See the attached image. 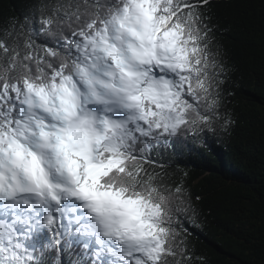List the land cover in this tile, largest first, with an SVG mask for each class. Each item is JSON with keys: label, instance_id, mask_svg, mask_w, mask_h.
Returning <instances> with one entry per match:
<instances>
[{"label": "snow or ice", "instance_id": "obj_1", "mask_svg": "<svg viewBox=\"0 0 264 264\" xmlns=\"http://www.w3.org/2000/svg\"><path fill=\"white\" fill-rule=\"evenodd\" d=\"M217 3L36 0L0 28V264H192L201 198L162 158L235 123Z\"/></svg>", "mask_w": 264, "mask_h": 264}, {"label": "trees", "instance_id": "obj_2", "mask_svg": "<svg viewBox=\"0 0 264 264\" xmlns=\"http://www.w3.org/2000/svg\"><path fill=\"white\" fill-rule=\"evenodd\" d=\"M34 3L0 0V28ZM215 11L228 22L218 39L237 83L228 103L235 123L229 133L176 142L162 162L187 172V187L201 198L193 197L199 216L187 225L192 264H264V0H218ZM81 250L74 245L65 264Z\"/></svg>", "mask_w": 264, "mask_h": 264}]
</instances>
